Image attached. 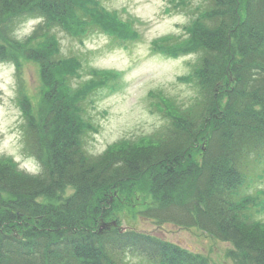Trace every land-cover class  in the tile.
I'll return each instance as SVG.
<instances>
[{
    "label": "trees",
    "instance_id": "1",
    "mask_svg": "<svg viewBox=\"0 0 264 264\" xmlns=\"http://www.w3.org/2000/svg\"><path fill=\"white\" fill-rule=\"evenodd\" d=\"M208 3L188 27L191 47L204 52L195 74L203 97L196 119L185 116L145 155L133 158L138 151L125 148L94 158L77 140L76 95L58 91L52 74L54 68L76 74L79 62L73 57L59 64V51L51 57L43 43L33 47L13 33L28 17L68 34L73 25L98 30L105 19L116 42L131 37L128 25L99 0H0V63H15L18 73V60L36 63L46 89L45 118L23 116L25 153L41 173L30 176L0 162V264H126L128 257L142 264H209L143 233H97L112 210V192L132 180H144L139 188L151 197L145 216L231 242L236 264H264V223L249 221L239 196L249 176L254 180L246 173L249 161L264 150V0ZM199 140H206L205 149L194 163L190 148ZM68 189L73 193L63 198Z\"/></svg>",
    "mask_w": 264,
    "mask_h": 264
},
{
    "label": "rangeland",
    "instance_id": "2",
    "mask_svg": "<svg viewBox=\"0 0 264 264\" xmlns=\"http://www.w3.org/2000/svg\"><path fill=\"white\" fill-rule=\"evenodd\" d=\"M99 2L108 13L128 25L130 38L114 42L106 29L110 23L105 19L96 25L98 30L73 25L68 34L60 26L39 27L41 19L28 17L19 22L13 34L18 42L28 40L33 47L43 43L51 57L59 51V58L64 59L59 64L73 57L79 62L76 74L68 69L65 74L56 68L52 74L61 84L58 91L65 94L72 91L76 95L81 131L77 140L85 152L99 158L107 151L119 153L127 148L130 152L138 151L133 153V158H137L140 152L145 155L158 149L176 124L190 117L196 119L195 107L203 97L195 74L204 52L201 47H191L188 27L197 14L203 15L209 3L208 0ZM81 27H85L83 32L75 34ZM17 63L22 73L17 72L15 63H0V162L9 163L18 172L35 174L40 167L34 157L25 153L23 116H34L36 122L45 118L46 89L36 63L24 59ZM188 114L189 118L185 117ZM202 130L208 132V128ZM203 144L199 140L190 160L200 161ZM258 157L252 158L253 163L246 171L256 175L257 180L239 196L253 198L254 202L243 199L248 203L244 212L252 221L264 222V154ZM252 180L249 177L244 188ZM142 181L132 180L126 188H117L123 200L110 198L112 210L105 219L107 222L116 219L118 228L123 226L156 236L190 254L200 255L209 264H236L230 254L231 242L213 238L198 227L158 224L145 216L143 212L151 197L139 188ZM71 194L68 190L63 198ZM125 260L126 264H142L136 258Z\"/></svg>",
    "mask_w": 264,
    "mask_h": 264
}]
</instances>
